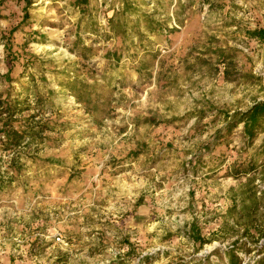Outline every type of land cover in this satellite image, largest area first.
<instances>
[{
	"label": "rangeland",
	"instance_id": "1",
	"mask_svg": "<svg viewBox=\"0 0 264 264\" xmlns=\"http://www.w3.org/2000/svg\"><path fill=\"white\" fill-rule=\"evenodd\" d=\"M261 28L264 0H0V137L49 128L0 141V264H257L264 132L226 120L264 100Z\"/></svg>",
	"mask_w": 264,
	"mask_h": 264
},
{
	"label": "trees",
	"instance_id": "2",
	"mask_svg": "<svg viewBox=\"0 0 264 264\" xmlns=\"http://www.w3.org/2000/svg\"><path fill=\"white\" fill-rule=\"evenodd\" d=\"M252 35L259 38L260 40L264 41V28L256 29L252 31ZM2 102L0 101V104ZM5 104V102H4ZM3 107V106H2ZM6 108H11L6 107ZM24 107L19 108L20 110ZM10 112V114L15 113V110L11 111L6 109ZM7 111V112H8ZM231 117V120L229 119ZM6 127L3 128V138L0 137V141L4 144L6 150H12V148H17L18 146L22 145L25 138L28 141H35V140H42L43 134H45L49 128L46 125H40L39 123H35L34 125H26L24 129H16L10 123H4ZM243 126V134L248 139V141H252L255 137L259 134L264 132V100L255 102L250 108L245 111H238L235 112L233 115H227L226 120V127L230 132L234 127ZM16 160V159H15ZM17 168V166H11ZM9 174V173H8ZM0 188L4 189L6 185H4L3 176L1 177V169H0ZM192 234L194 235V239L197 241H203L202 235L198 232V229L192 228ZM236 247L228 249L225 251V254L228 258L229 264H242V259L240 256L237 255V251L241 244L236 242ZM243 250V249H242ZM250 252V249L247 250ZM259 254L261 255L257 264H264V247H261L259 250Z\"/></svg>",
	"mask_w": 264,
	"mask_h": 264
}]
</instances>
